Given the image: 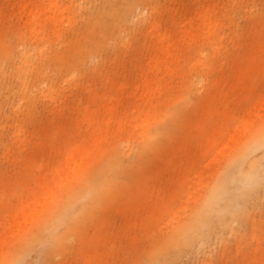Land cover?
<instances>
[{
    "label": "snow or ice",
    "instance_id": "obj_1",
    "mask_svg": "<svg viewBox=\"0 0 264 264\" xmlns=\"http://www.w3.org/2000/svg\"><path fill=\"white\" fill-rule=\"evenodd\" d=\"M75 7L87 28L73 45L49 42L43 12L32 36L6 37L0 264H264V0ZM237 63L243 92L221 77ZM242 125V150L213 175L209 130L215 151ZM118 209L130 223L110 233Z\"/></svg>",
    "mask_w": 264,
    "mask_h": 264
},
{
    "label": "rangeland",
    "instance_id": "obj_2",
    "mask_svg": "<svg viewBox=\"0 0 264 264\" xmlns=\"http://www.w3.org/2000/svg\"><path fill=\"white\" fill-rule=\"evenodd\" d=\"M56 1L57 0H52V3ZM30 2L33 7L34 6L40 7L39 9H37L39 12L44 9L43 6H41L43 5L42 2H46L45 3L46 5L50 4V1L48 0H0V62H2L5 59H8L13 52V48L6 41V37L15 35L16 32H22L25 30L23 29V24L25 21V16H23L24 9H25L24 4L30 3ZM92 2L96 3L97 0H92ZM103 2L112 3V4H127V3L136 2V0H103ZM163 2L164 3H181V4L190 5L189 8L184 9L185 14H189V13L194 14L195 10L197 9L196 6L201 5V4L223 5V4H229V3H249V2H254V0H201L199 2H195L194 0H163ZM35 8L37 7H34V9ZM46 9L48 11V8ZM6 21L8 22L7 25H6ZM43 24L44 22L42 23V25ZM86 28H87V24H86L85 18L79 17L77 19L72 18L71 20H68L66 18L64 19V22L62 23V25H60V39L58 40L57 35L53 33L52 28L47 29V38H49V40L51 41V44H53L57 48L68 47L70 45H73L74 43L77 42V40L85 36ZM256 35H257V40H258V35H259L258 31ZM29 42L31 43V41ZM258 45H259L258 42L254 45V51L256 52L257 55L259 54V50H260V49H257ZM17 47H20V45L18 44ZM241 59H243V57H241ZM113 61L119 62L117 57L113 56L112 58L108 60V64L111 65ZM233 67L232 68L235 72L234 77H235V82H236L238 80V72L237 70H235L236 66H233ZM241 70L244 71L242 68ZM227 71H228V67H225L221 71V77L223 73ZM17 75L19 76V73ZM101 83L103 85L107 83V81L103 80ZM234 85H236V83ZM10 87H11L10 85L4 84L3 80L0 79V105L5 99V97L7 96V94L10 93L9 92ZM12 91H16L14 87H12L11 92ZM12 98L10 100H12ZM11 103L12 101H10V104ZM164 115L165 113L161 112L159 114V118L163 119ZM257 118H258V115H257ZM212 131H213V128L209 130L208 135L211 134ZM234 133H235V128H233L231 132L228 134V138L224 141V143H222L219 148H215V151L212 150V152L207 153L205 152L206 149L204 148L201 155H209V160L206 162V167H208V164H209V167L213 168L212 161L215 159L216 152L222 149L225 145L229 144L230 136L233 135ZM205 141H206V138H205ZM3 142H4V133L0 134V146H2ZM229 146L231 147L234 146V143H230ZM0 155H2V153H0ZM197 187L202 188L201 185H197ZM197 200H198V197H194L191 201V207H189V202L187 199H185L183 207L188 208L189 211H192L194 210ZM117 216L119 217L118 219H116ZM129 223H130L129 217H127L124 214L122 209H118L112 214V219L107 222L106 226L108 227L111 233L112 231H119L121 228L126 227ZM43 257L44 256H42L39 251H34L33 254L30 256V259L33 262H35L37 260L42 259ZM176 258L184 261L185 264H195L196 261L204 259L203 256H200L194 252H185L183 255H178Z\"/></svg>",
    "mask_w": 264,
    "mask_h": 264
},
{
    "label": "bare ground",
    "instance_id": "obj_3",
    "mask_svg": "<svg viewBox=\"0 0 264 264\" xmlns=\"http://www.w3.org/2000/svg\"><path fill=\"white\" fill-rule=\"evenodd\" d=\"M50 1V4H45L46 2H42L43 5V10L40 12L45 13L46 15L44 16L43 20L39 21L38 23L40 24L41 27H45L46 30L48 28H52L53 29V33L55 35H57L58 40L60 39V25H62V23L64 22V19H68L71 20L73 19H77L79 17L81 18H85L81 13H82V9L75 7L76 5H79L81 3H93L92 0H57L56 2L52 3V0H48ZM195 2H199L201 0H194ZM57 5H60L62 7H55ZM45 6V7H44ZM72 6V7H69ZM24 14L23 16H25V21L23 24V29L27 28V32L29 34V36H32L33 34V28L36 27L35 24L31 23L32 17L36 14H38V10L40 7H37L34 9V7L32 6L31 2L30 3H25L24 4ZM48 8V11L47 9ZM198 12V10H195L196 14ZM44 22V24L42 25V23ZM49 40V38H48ZM49 42L51 43V41L49 40ZM257 49H260V45H258ZM235 70H237L238 72V82L236 81V85H234L235 83H229L230 87H240L241 92H243L245 89L242 86V81H243V76H244V71L241 70V67L239 66V64L235 65ZM228 71L223 73L222 75V79L225 82H229V74H231L233 77L235 76V72L233 70V65H228ZM233 67V68H232ZM240 72H239V70ZM150 84L149 81L146 80H141V87L142 88H147V86ZM150 90V89H148ZM13 95V96H12ZM15 96V91H12L10 93L7 94V96L5 97V99L3 100V102L0 105V134L4 133V129H5V121L8 119V117H6L4 115V109L5 107H11L12 103L10 104V100L12 97ZM259 104H257L254 108L253 111L258 115L259 114ZM249 127H250V122H249ZM221 135V132L216 129L213 128V131L211 132V134H209L206 137V141L204 142V148L206 149L205 152L210 153L212 152L213 148L215 147V144L217 143V139L218 137ZM247 139V130L246 128L242 125L240 128H235V133L233 135L230 136L229 139V144L230 143H234V146H229V144L225 145L222 149H220L218 152H216V156L215 159L212 161V165H215V167H209L208 164V168H212V174H218L220 171L223 170V166L228 164V162L232 159H234L236 156L239 155L240 151L242 150V147L245 143V140ZM211 165V166H212ZM237 178L238 179H242V177L239 175V173L237 172ZM197 185H201L202 188H204L206 186V182L205 183H200L199 181L197 182ZM199 199V198H198ZM197 203V201H196ZM196 205V204H195ZM195 208V207H194ZM50 257H46L44 256L43 259H47Z\"/></svg>",
    "mask_w": 264,
    "mask_h": 264
}]
</instances>
